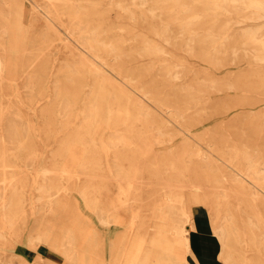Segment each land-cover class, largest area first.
<instances>
[{
    "label": "rangeland",
    "instance_id": "1",
    "mask_svg": "<svg viewBox=\"0 0 264 264\" xmlns=\"http://www.w3.org/2000/svg\"><path fill=\"white\" fill-rule=\"evenodd\" d=\"M6 1L11 8L20 12L22 21L16 24L4 20L0 22V42L4 41L3 46L0 47V58L4 63V69L0 71L2 72L0 73V137L2 135L5 137V140L0 139V159L9 160L7 168L0 165V191L4 190L1 182L3 176L19 178L18 183L15 184L20 185L16 189L22 200L23 211L16 221L14 233L7 231L0 239V257L4 264H74L46 242L36 241L32 244L30 235H35L48 221H52L55 229H58L64 222V225L70 224L75 217L80 219L82 225L97 229L98 244L95 251L100 255L102 264H111L116 261L119 253L129 252L128 240L136 232L130 231L131 219L135 213L150 218L151 224L154 225L157 221L156 215L152 214L154 206L166 199L169 192H179L184 201H188L194 197H203L216 189L206 179L199 185L194 183L193 175L196 171L192 173L187 168L192 165L198 166L199 171L209 167L211 163V166L222 168L225 173L220 182L232 177L240 180V176L229 166L230 163L227 165L228 163L224 162V156L209 147L207 141L210 140L211 134L216 138L224 139L223 144L230 143L228 140L225 141V138L233 140L236 138L237 141L245 138V142L250 145L249 149L254 154L264 149V119L256 118L264 114V58L260 60L254 58L256 45L240 43L244 41L242 32L246 27L251 26L255 29L260 27L261 31L264 29V16L253 19L244 17L242 15L244 13L241 12L243 10L231 13L221 10L223 12L218 14L212 9H202L203 25L211 24L217 18L222 19V23H218L215 27V31L221 34L220 40L226 34H231L224 44L220 42L208 44L210 52L204 55L197 50H188L191 44L171 42L174 40L193 42L203 38L202 35L190 36L187 33H180L176 37H167L171 40L168 41L150 31V28L125 17L124 10L117 9L116 16L112 18L123 24V31L137 34L135 37L143 35L156 41L162 48L163 52L160 54L142 56L145 60L140 64L172 65L178 70L173 78L174 81H170V85L174 88L184 89L192 83L204 87L203 99L199 106H189L181 94L170 97L173 104L187 107L183 117L176 118L166 111L167 106H160L155 102L150 92L143 94L136 84V81L140 80L144 88L150 89L147 86L149 84L158 87L156 84L168 81L163 75L148 72L129 80L123 77L121 72L111 71L110 64H107L104 58L97 56L95 58L94 54L90 56L76 35L71 34L65 17L56 22L51 21L44 13V8L36 5L35 0ZM225 17L229 19L228 23L224 22ZM77 30L83 41L89 39L85 26L81 25ZM119 31L122 32L121 29L114 28L116 37L120 34ZM198 31L205 32V29L199 28ZM44 41L50 42L45 55L38 52ZM69 48H72L71 51ZM218 48H221V51L217 52ZM71 54L74 56L71 62L74 71L78 70L80 57L86 56L102 70V74L136 100L144 114L150 113V116L157 119L156 123L140 122L142 126H150L148 131L141 135L154 134L149 151L143 150L136 155H129L132 161L124 162V166L114 160L120 150L112 148L107 149L108 151L104 149L89 151L87 155L82 154V157H91L89 160L83 158L80 160L81 156L77 154L64 155L66 157L58 155L62 151L59 149L62 146L61 142L68 139L66 137L74 136L67 133L82 120L81 117L68 119L65 109H62L61 116L57 111L56 115L52 112L58 104L59 86H70L72 82L71 88L76 86L70 76H64L63 72L59 71L61 64H64L66 59H70ZM44 56L46 59H39ZM101 62L104 64L102 65ZM207 79H215L218 87L214 88L206 83ZM87 85H90L89 80L83 83L82 97L87 94ZM66 100L68 97H63L62 106L66 105ZM81 107L80 102L76 109L80 111ZM194 115L200 117L193 118ZM135 123L132 125L135 127L134 130L138 131L140 124L135 125ZM157 126H162L165 134L159 133ZM51 129L53 132L49 131ZM110 131L108 127H101L93 137L96 141L102 142ZM129 131L131 132V129L119 130L120 133ZM21 144L27 149H20ZM74 146L80 148L79 145ZM3 147L8 150L5 152ZM122 153L126 155L129 152ZM204 154L212 158V161H207L209 163L205 165L198 161V157ZM92 158H97V161ZM155 159L163 172L161 178L158 174L159 169L155 167ZM258 169L259 172L264 173V164L258 163ZM123 172L130 173L131 176L122 178ZM198 174L201 177V174ZM52 178L62 181L68 187L70 191L67 195L54 194L48 197L40 192L38 187L44 179L48 180V184ZM90 183L104 185L102 196L99 197L101 202L96 210L87 206L80 190L81 186ZM246 183L252 186L249 188L257 198H264V188L260 183L254 184L251 179H246ZM11 187L13 197L9 196L7 200L17 197L14 183ZM217 191L226 190L224 187H219ZM61 197L67 200L65 202L67 206L62 212L52 215L49 207L54 206L53 202ZM230 200L232 206L236 199ZM243 201L245 205H250L246 203L248 197H244ZM259 205L264 214V205L261 203ZM1 208L0 203V210ZM102 209L106 212L101 213ZM172 210L174 215H178V209ZM114 213L122 220L106 222L100 217L101 214L106 217ZM192 215L194 226L189 224L187 228L194 256L187 253V259L191 264H198L197 262L228 264L220 257L221 242L212 227L207 206L201 202L192 203ZM126 228L129 231L126 235L127 245L124 246L121 245V240L125 239ZM82 229L84 230V227ZM114 239H116L115 243H113ZM77 247L82 252L85 248L84 240L81 241L79 238Z\"/></svg>",
    "mask_w": 264,
    "mask_h": 264
},
{
    "label": "bare ground",
    "instance_id": "2",
    "mask_svg": "<svg viewBox=\"0 0 264 264\" xmlns=\"http://www.w3.org/2000/svg\"><path fill=\"white\" fill-rule=\"evenodd\" d=\"M35 2L36 5L44 8V13L51 21L56 22V20H62L65 17L71 34L76 35L90 56L94 54L95 58L96 56L104 58L106 63L110 64L111 71L121 72L122 76L129 80L141 77L148 72H156L157 75H163V78H167V83L156 84L158 87H154L153 84L147 85L150 89L144 88L140 80L136 81V84L143 94L150 92L151 98L155 102L160 106H167L166 111L172 113L176 118L183 117L187 107L173 104L170 97L181 94L189 106H199L203 99L204 87L192 83L184 89L174 88L170 85V81H174L173 78L178 70H175L172 65L161 63L157 66L155 64L146 66L140 64L141 61L145 60L142 56L160 54L163 52L162 48L156 41L143 35L135 37L137 34H128L123 31V24L112 18V16H116L117 9L124 10L125 17L134 20L139 25L150 28V31L166 38L168 41L171 40L167 37H176L180 33H187L190 36L202 35L203 38L193 42L189 40H174L171 42L183 43L184 45L191 44L192 46L186 47L188 50H197L204 55L210 52L207 47L208 44L212 45L213 42L224 44L231 34H226L220 40L221 34L215 31V27L218 23H222V19L217 18L213 23L203 25L201 23L202 9H212L218 14L224 10L229 13L243 10L241 12L244 13L242 14L244 17L253 19H260L264 16V0H35ZM0 4L2 5L0 22L4 20L16 24L22 21L20 12L11 8L6 0H0ZM224 22L228 23L229 19L225 17ZM81 25L86 27L89 36L87 41H83L78 35L77 29H80ZM114 28L122 30V32L119 31L120 34L117 37ZM199 28H204L205 32L200 33ZM242 33L244 41L240 43L256 45L254 58L263 59L264 29L261 31L260 27L255 29L248 26ZM209 38H212V40ZM3 42L1 40L0 47L3 46ZM49 45L50 42L47 41L46 43L44 41L38 52L45 55ZM71 49L69 48L70 51ZM219 51H221V48L217 49V52ZM72 54L70 59H66L65 63L61 64L59 71L63 72L64 76H70L76 86L71 88L73 82L70 86H59L58 104L52 112L56 115L57 111V114L61 116L62 109H65L68 119L81 117L82 120L67 133V135L73 134L74 136L71 138L66 137L68 139L61 142L62 146L59 149L62 151L58 155L66 157L64 155L75 156L74 154H77L81 156L80 160L82 158L89 160L91 157H82V154L87 155L89 151L95 152L112 148L120 150L118 156L115 155L114 160L124 166V162L132 161V159H129V155H136L137 152L140 153L143 150L149 151L152 147V135L154 134L145 133L144 136L141 135L143 132H147L150 126H142L140 122L156 123L157 119L150 116V113L144 114L141 105L118 84L102 74V70L86 56L81 54L78 70L74 71L71 68V62L74 59ZM39 59L44 60L46 57H40ZM101 63L104 64V62ZM3 65L2 58H0V71L4 69ZM74 65L75 62L73 61ZM88 80L90 85H87V94L82 97L83 83ZM206 83L214 86V88L218 87L215 79H207ZM63 97H68V100H66V105L62 106ZM80 102L82 107L78 111L76 107ZM196 117L200 116H193V118ZM256 118L264 119V114ZM133 123L135 125L140 124L138 131L134 130ZM119 124H122V126ZM101 127H108L111 131L105 139H102V142H99L96 141L93 135ZM122 129H131V132L120 133L119 130ZM157 130L159 133L165 134L162 126H157ZM49 131L53 132V129ZM1 133L4 132L1 131ZM210 136V140L207 141L209 147L216 149L224 156V162L228 163L227 165L230 163L229 166L232 167L233 172L240 176V180L232 177L225 182H220L222 181L221 177L225 175L222 168L211 166L209 162L212 161V158L207 154L198 157L200 163L204 165L209 163V167L202 168L199 171L197 170L198 166L194 167L192 165L187 168L192 173L196 171L193 175L195 178L191 175L193 182L199 185L206 179L216 189L206 193L203 197H194L188 201H184L182 194L179 192H169L166 199L154 206L152 214L156 215L157 220L154 225L151 224L150 218L135 213V216L131 219L130 231L134 232L135 230L136 232L128 240L129 252L119 253L118 257L116 256V261L111 264H191L186 257L187 253L194 256V252L190 247L187 226L189 224L194 226L192 203L198 202L207 206L209 210L212 227L221 242L220 257L224 261L228 264H264V214L259 205L260 203L264 205V198H257L249 188H252V186L246 183V179H251L254 184L260 183L264 188V173L258 171V163L264 164V149L254 154L249 149L250 145L245 142V138H240L238 141L236 138L235 140L225 138V141L228 140L230 143L223 144L224 139L216 138L213 134ZM0 139L5 140V137L2 135ZM22 145H20V149L26 150L27 147ZM74 145H79L80 148ZM3 150L6 152L8 149L3 147ZM78 151L82 152L79 153ZM126 151L129 153L124 155L122 152ZM92 159L97 161V158ZM8 161V159L2 158L0 159V165L7 168ZM154 161L156 163L155 167L161 168L160 164L157 163V159ZM198 173L201 174V177ZM158 174L161 178L163 175L162 170L159 169ZM121 176L127 178L131 174L123 172ZM18 180L19 178L7 177L6 175L1 178L4 190L0 191V203L2 204L0 210V239L5 236V232L15 231L16 221L21 211H23L21 207L22 200L16 189L20 186L16 185ZM47 182L48 180L44 179V182L38 187L45 196L67 195L70 191L62 181H57L55 178L50 179L48 184ZM13 183L17 190H15L17 197L16 199L10 198V200H7L9 196L13 197L11 192ZM219 187H224L226 191H217ZM103 188L104 185L100 183H90L80 187L81 194L88 207L93 210L99 208L101 202L99 197L102 196ZM244 197H248L249 203H246L251 206L244 204ZM231 198L236 199L232 206L230 205ZM63 200L62 197L58 198L53 202L54 206L49 207L52 215L62 212L67 206L65 205L67 200ZM173 208L178 209V215L173 214ZM105 212V209L101 210V213ZM100 217L106 222L122 220L115 213L106 217L101 214ZM64 223L58 229H55V224L48 221L43 227H40L35 235H30V242L32 244L36 241L46 242L51 248L64 255L66 260L74 264H102L100 255L95 251L98 244L96 239L97 229L82 225L78 217H75L68 225H64ZM82 227H84V230ZM128 231L127 228L124 230L125 239L121 240V245H127L126 235ZM79 238H81V241L84 240L85 248L82 252L77 247ZM115 241L116 239L113 240V243ZM39 257L42 259L41 255ZM0 264H4L1 257Z\"/></svg>",
    "mask_w": 264,
    "mask_h": 264
}]
</instances>
